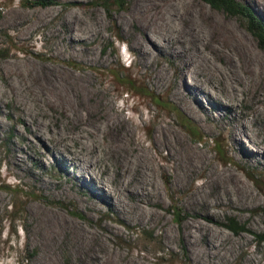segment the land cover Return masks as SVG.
I'll return each instance as SVG.
<instances>
[{
	"label": "rangeland",
	"instance_id": "rangeland-1",
	"mask_svg": "<svg viewBox=\"0 0 264 264\" xmlns=\"http://www.w3.org/2000/svg\"><path fill=\"white\" fill-rule=\"evenodd\" d=\"M161 1L169 36L154 34L146 55L136 41L156 25L149 0L111 13L103 0H0V264H264V158H246L264 152V111L242 63L248 53L264 64V48L241 18ZM239 1L264 22V0ZM191 10L212 71L188 70L177 44ZM210 21L232 40L206 46ZM82 134L104 149L108 176L93 179L91 153L77 161ZM139 146L153 158L138 162L148 192L133 183L120 198L113 178ZM229 218L249 232L229 231Z\"/></svg>",
	"mask_w": 264,
	"mask_h": 264
},
{
	"label": "bare ground",
	"instance_id": "bare-ground-1",
	"mask_svg": "<svg viewBox=\"0 0 264 264\" xmlns=\"http://www.w3.org/2000/svg\"><path fill=\"white\" fill-rule=\"evenodd\" d=\"M160 1L159 0H149V2H147L149 4V5H147V8H148V6H150V8L152 9L151 10L152 13L150 14L151 17L152 18L155 17V19H156L155 20L156 21V25L153 26V27H151V29H148V30H150L149 32L152 33V35H148L147 42L141 43L138 40L136 41L137 42L136 43V46L139 47L143 51V53L146 54V55H148L150 53V51H151V49L149 48V45L151 47H153V49H155V50H157V48L160 46V41H159V39H157L155 41L154 34H161L162 33L163 35H165L164 36V40H166V37L169 36L168 26H167V19L165 20V15L163 13V10L165 8V4H162V1L161 2ZM146 11H148V10H146ZM17 17L18 16H16V18ZM184 18L190 19L191 24L188 25V26H184V27L180 28V32L178 34V38H176V41H177V44H179L178 46H181V48L183 49V51H185V54H186V57H187V61L185 63V66L188 68V70H190V68H192V67H194L196 65H199V67H201V68L203 67L204 70H210V71L214 70L211 67V61L208 58V56L205 55L204 52H202V51L199 50L200 38L198 37L199 33L197 34V32L195 30L196 25L194 23L195 22L194 20L196 19V17L194 15V12L191 10V12H189L187 15H183L182 16V19H184ZM145 22H146V20H145ZM152 23H153V21H152ZM209 24H210L209 25L210 26L209 28L212 31H214L217 35L216 36H213V37H210V40H209L208 44L205 42V45L206 46L209 45V43H210L211 40L213 42L215 40L217 43H220V42L227 43L228 40H230V39L232 40V38H233V32L230 31L226 26H223L220 23L215 22V21H213V22L210 21ZM88 25H90V24H88ZM164 30L166 31V33H163ZM233 40H235V38ZM236 42L234 44H236ZM239 48L241 50H243V48L241 46ZM211 49L213 51H217V52H221L222 51L221 49H218V47L216 45L213 46ZM192 50H194V51H192ZM244 50H245V48H244ZM245 54H246V56H243V59H242L243 62L242 63L245 66L246 70L248 72H250V75H251L250 84H252L253 82H255V85L259 87L255 91L254 96L256 98L257 103L260 104V105H262V108L261 107H257V111L261 112V111H264V64L261 62L262 59H261V61L258 59L259 56L257 58V57H255L256 55L253 57L254 54L252 56L249 55L248 53H245ZM158 76H160V75H158ZM179 77H180V80H179V83H178V90H177V92L179 93V95H182V94L189 95V93L186 91V86L183 83V80L185 79V73L184 72H179ZM161 78H162V76H161ZM163 83H164V81H163ZM231 89L234 90L235 88L234 87H231ZM234 95L235 94H233V96ZM110 108H109L110 110L113 109L112 107H110ZM119 115H121V116H119L118 118L117 117H110V123L113 122V120H115V119H118L117 121H119V120H121V121L124 120L125 121V118L122 116V113H120ZM115 123H116V121H114L113 124H115ZM159 132L161 133L160 134V137H159L160 139L162 137H164L165 135L168 136V138L170 137L168 133L167 134L165 133L164 128H162L161 130L159 129ZM83 133H86V131H84ZM87 134L89 135V137L90 136H93L94 137V132H92V131H87ZM127 134H130L131 137H133V131L129 127L126 128V132L124 133V135H127ZM85 136L86 135L82 134L81 137H78L77 138V141L79 143V149H80L79 152L76 154L77 161L78 162H83L84 158L82 157V155H84L85 153L86 154L87 153H91V158L93 159V162L90 165V169H91V172L94 173V178L93 179L98 180V179H100L104 175H107L108 176V174L112 170L110 168V164H109L108 160L107 159H104V149H100L99 146H94V149L91 150L90 149V146H88L89 143L85 142V139H87V138H85ZM247 136H248V134H247ZM241 137H242V135L239 133V130L237 128H233V140H234L235 144L237 146H240V147H242V138ZM168 138H167V140H168ZM156 143H157V146L159 145V148L163 145L161 143V141L156 142ZM139 147L138 148L137 147L134 148V150H135V152H134L135 153V156L132 155V156H127V159L125 158L126 164L123 163L124 166L122 165V170H121V172L119 174V178L121 180H119L118 182H116V178L115 177L113 178V182L116 183V185H117L116 189L119 191V197H120V195L123 194V192L124 193L125 192L131 193L130 186L133 183H135L136 185H141L144 194H145V192L146 193L148 192V188H147L145 182L143 180H141L142 179L141 177L143 175H142V172L138 169V167H139L138 162L139 163H142L143 161L145 162V161L149 160V157L147 155L149 153L148 152V149L149 148H146L144 146L143 147L139 146ZM251 155H254L256 158H260L261 156H263V158H264V152H263L262 155H261L260 152H257V154L256 153L255 154L254 153L253 154L248 153L246 155V158L251 159L250 158ZM152 159H150V160H152ZM153 161H155V160H153ZM154 163L155 162H153V164ZM135 164H136V167H135ZM127 176H130L131 177V180H130V182L128 184L125 183V178ZM139 177H140V179H139ZM231 179H234V175H231ZM137 194H138L137 196H139V198H140L141 193L138 192Z\"/></svg>",
	"mask_w": 264,
	"mask_h": 264
},
{
	"label": "trees",
	"instance_id": "trees-1",
	"mask_svg": "<svg viewBox=\"0 0 264 264\" xmlns=\"http://www.w3.org/2000/svg\"><path fill=\"white\" fill-rule=\"evenodd\" d=\"M210 5L211 8L217 11H222L229 16L241 18L246 23L248 31L254 36L257 40L258 45L261 48H264V22L256 14L254 8L246 3L240 2L239 0H199ZM129 0H103L102 6L104 9L111 13L113 7L118 9H125L128 5ZM51 2L42 1L34 2L33 6H49ZM193 129V128H192ZM254 183V177H249ZM264 216V209L262 210ZM182 212L180 209H174V218L177 223L181 222ZM226 228L238 235L243 232H249L244 225H241L235 218H229L228 223L225 225ZM257 241L261 244H264V232L260 235H255Z\"/></svg>",
	"mask_w": 264,
	"mask_h": 264
}]
</instances>
